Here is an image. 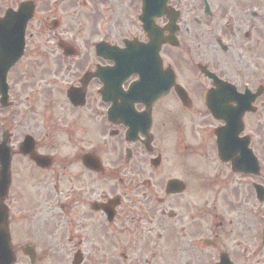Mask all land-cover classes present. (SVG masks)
Instances as JSON below:
<instances>
[{
	"label": "flooded vegetation",
	"instance_id": "obj_1",
	"mask_svg": "<svg viewBox=\"0 0 264 264\" xmlns=\"http://www.w3.org/2000/svg\"><path fill=\"white\" fill-rule=\"evenodd\" d=\"M144 1L0 0V46H13L21 31L24 39L9 77L31 52V62L41 63L52 82L41 112L54 116V131L31 133L41 160L20 155L36 171L26 185L52 170L49 201L74 221L96 218L101 234L128 236L118 264L140 263V256L128 259L124 251L139 250L132 237L146 231L151 237L140 241H147L143 256L156 249L174 253L169 264H203L204 254L206 264H219L224 253L225 264H264V214H251L253 204L264 208L254 190L264 187V0H152L145 11ZM77 11L85 13L89 29L83 50L60 29ZM99 44L103 55L95 53ZM110 47L122 58L130 51L138 61L148 59L142 77L130 58L114 72ZM97 68L101 79L93 76ZM226 124L242 127L239 137L247 140L258 174L244 170L251 162L243 142H230L229 160L220 157L217 131L226 132ZM173 165L198 177L199 185L235 191L220 202L230 205L229 213L223 215L217 199L175 210L170 200L182 192L166 188L171 179L187 183L189 175L168 177ZM87 250L75 246L73 253Z\"/></svg>",
	"mask_w": 264,
	"mask_h": 264
},
{
	"label": "rangeland",
	"instance_id": "obj_2",
	"mask_svg": "<svg viewBox=\"0 0 264 264\" xmlns=\"http://www.w3.org/2000/svg\"><path fill=\"white\" fill-rule=\"evenodd\" d=\"M67 22L69 24L63 25L60 28L61 31L63 33L65 32V36L68 37L69 40H75L83 50V41L87 40V37L89 36L85 13L77 11L75 15L67 17ZM92 36L95 38L97 35L94 33ZM34 55L35 53L30 52L29 56L20 60L21 62L18 66L11 71L9 77L11 88L10 94L11 97H14L15 106L13 108L0 106V138L4 127H6V130L10 132L9 145L15 152L12 156L11 166L14 178H12L8 196V204H12L13 211L15 212L14 220L12 221V224L15 225L12 229L16 233L14 236L12 235L13 246L16 245V247L20 248L18 246L20 243H33L36 251V260L33 264H71L73 248L75 246L88 248V254L83 256V262L81 264H118V261L121 260V258L118 257L122 249L120 245L123 244V246H125L128 237L127 235L120 237L116 231H106L105 235L104 233L101 234L98 232V230H100V227L98 226L99 222L94 217L80 223L72 220L71 216H67L57 208H48V198L51 194L48 191L47 183L52 176V170L41 173L40 180L34 181V183H27L26 185L27 178L31 180L34 177V174H36V171H34L32 166H28V164L25 163L27 160L17 152L19 142L25 133H32L34 137H36V135H39L43 129H52V131H54V125L52 122L54 116L48 119L47 116L50 115L51 112H41V100L42 98H46L49 94L48 84H51L52 82L50 81V76L42 74L45 73L46 70L41 72L43 69L41 63L31 62L29 58ZM40 120H44L42 122L43 128L40 125ZM61 143H69V141L63 139ZM64 146L63 151L70 152L72 150L68 144H65ZM169 172L170 176L168 177L175 175H178L179 177L180 175L187 173L183 168H178L174 165ZM186 175L189 176L184 193L175 196L174 199L170 200L171 206L173 208L175 207V210H181L182 205L186 202L196 203L204 200L209 201L210 199H217L216 203L220 206L223 215L229 213L230 205L223 207L220 202L226 203L228 198L235 196V191H226L228 188L227 186L215 191L214 182H211L212 184L210 185L197 187V183H199L198 177L192 174L190 175L189 173ZM38 176L39 175H37V177ZM212 176L213 175L211 174L209 177L211 178ZM159 195H162V193L159 192ZM170 198L171 197H169V199ZM5 203L7 204V200ZM253 207L256 208L254 205ZM254 208L251 210H254ZM183 211H185V208ZM251 214L254 213L251 212ZM17 217L18 219H16ZM225 219L227 220L228 217H225ZM146 234L150 239L151 233L148 231L141 234L140 237H132L134 239H139L137 242L138 246L141 247H139V250L137 251L131 250V253L128 252V250H125L124 252L128 254V259L133 257L136 259L140 256V259L142 260L139 264H159L158 260L160 259V264H169L170 259L172 260L173 258H176L174 253H165L164 256L158 255V249L146 252L145 254L148 255L144 257V253L142 254V252L145 249V245H147V241L144 239V245L140 241L143 240L142 238ZM205 234L206 232H204V235ZM222 236H225L226 238V235ZM102 237L104 238L102 239ZM163 237L165 238L164 234ZM161 242L162 240H156L158 246H160ZM149 245H151L150 242ZM15 253L16 262L14 264H30L28 258L22 253V251L15 249ZM148 257L150 262H144L145 260L143 259ZM205 257L204 254L203 264H206ZM124 262L125 264H130L128 261Z\"/></svg>",
	"mask_w": 264,
	"mask_h": 264
},
{
	"label": "water",
	"instance_id": "obj_3",
	"mask_svg": "<svg viewBox=\"0 0 264 264\" xmlns=\"http://www.w3.org/2000/svg\"><path fill=\"white\" fill-rule=\"evenodd\" d=\"M23 48V40L20 38L16 39V45L12 48H0V103L7 105V84H6V73L11 64L20 56ZM6 49V50H5ZM102 52V49H99ZM11 53L12 55H7ZM9 57V58H8ZM98 74V72H97ZM224 153L228 154V150H223ZM37 160L38 157H33ZM10 184V153L7 147V138L4 135L0 141V264H10L14 261V254L10 245V238L7 228V213L3 207V200L6 197L7 190ZM171 182V185H174ZM25 252L33 260L34 255L26 249ZM80 256L75 255L73 264H78Z\"/></svg>",
	"mask_w": 264,
	"mask_h": 264
}]
</instances>
